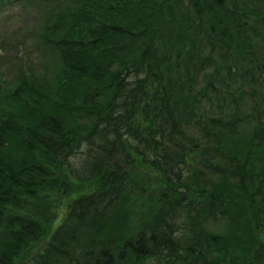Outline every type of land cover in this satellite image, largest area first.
I'll use <instances>...</instances> for the list:
<instances>
[{
  "label": "trees",
  "instance_id": "1",
  "mask_svg": "<svg viewBox=\"0 0 264 264\" xmlns=\"http://www.w3.org/2000/svg\"><path fill=\"white\" fill-rule=\"evenodd\" d=\"M14 1L0 0V13ZM73 1L45 19L58 86L0 80V264H238L237 243L248 253L257 242L242 237L241 218H258L264 200V0ZM203 99L213 110L196 106ZM125 139L157 176L154 192L144 176L136 187L163 217L135 220L134 232L118 213ZM64 200L66 217L26 256ZM198 207L229 230L200 232ZM255 230L264 235V221Z\"/></svg>",
  "mask_w": 264,
  "mask_h": 264
},
{
  "label": "rangeland",
  "instance_id": "2",
  "mask_svg": "<svg viewBox=\"0 0 264 264\" xmlns=\"http://www.w3.org/2000/svg\"><path fill=\"white\" fill-rule=\"evenodd\" d=\"M73 3L76 4L77 2L75 3L73 0H15L0 13V80L8 87V90H12L13 87L19 84L21 81L20 78L23 77V73L27 74L29 78L41 87V90L43 88L51 90L58 86L62 69L60 53L53 45L44 43L43 39H45L44 36L48 28L45 19L49 21H53V18L57 19V17L49 18L47 15L60 13L61 10L74 5ZM73 34L76 35L77 32L75 31ZM111 69L117 71L119 66L115 65ZM174 78H176V83H178L175 73H173L172 76L173 80ZM194 86L196 87L192 90V93L197 95L200 92L201 85L195 83ZM182 97L185 99L187 93L183 92ZM252 105L253 103H248L244 107L249 108ZM196 106L202 108L206 107L207 109L211 107V110L214 108L210 105L209 101L204 99ZM192 127L193 125L189 124L187 128L190 134L193 132L191 130ZM193 137H196L195 133ZM196 138L198 141L204 140L203 136H198ZM131 140L135 144H138L133 137ZM131 140L125 139L121 143L117 156L115 157L118 164H121L120 170H124L122 173L124 177L127 178L128 183L126 196L118 210L119 216L128 214L134 221L143 219L145 221L148 220L147 222L156 217H161L160 219H163L161 212H159V204L154 198L152 191L147 189V192L143 195L138 194L139 189L136 187V181L141 178V176L151 178V181H154L153 192L154 189H156L155 181L157 182V176H155L156 174L152 169L149 167L146 168L144 166L145 164L140 162L139 155L135 153L136 150L132 146ZM232 181H234V179L228 178V180L224 182ZM234 183L236 185L237 182ZM73 185H76L78 188L81 187L80 184ZM50 196L54 198L55 195L52 193ZM242 197H244V194ZM257 201L261 204L260 209H262L258 218L252 213L248 217L249 221L246 222L245 214L240 222V227L245 229V236L241 233L242 237L246 240L254 237L257 242L254 244L250 243V250L248 253L245 251L244 247H239L237 243L235 252L237 255L235 256L236 259L239 260L238 264H264V235L261 234L259 236L258 232L255 230L256 219L262 221V224L264 221V209L262 208L264 200L261 198ZM60 205L61 209L58 211V220L46 229L40 240L31 247L30 252L26 253V256L41 252L54 229L60 225L66 217L69 210L67 203L64 200ZM190 217L191 223H193L195 227L198 226L196 228L200 232H205L206 235H217L216 240L221 234L224 235V233L229 230V227H227L228 224L222 226L221 222L223 221L220 220L219 215L206 212L205 207L196 208L195 211L190 214ZM187 220L189 221V218ZM134 221L131 222L133 226L128 222L125 224V227L128 229L133 228V232L135 231V227L139 226V224L134 225L137 223V221ZM221 226L222 228H220ZM128 234L131 235L132 232L129 231ZM214 241L215 240H212L211 243L213 244ZM256 248L263 250L258 254ZM163 262L164 260L162 257L152 256L151 258H145L139 261L131 260L129 264H162Z\"/></svg>",
  "mask_w": 264,
  "mask_h": 264
}]
</instances>
